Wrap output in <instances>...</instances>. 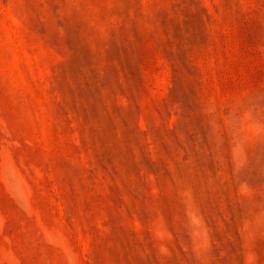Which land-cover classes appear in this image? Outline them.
<instances>
[{
  "label": "rangeland",
  "instance_id": "374dc122",
  "mask_svg": "<svg viewBox=\"0 0 264 264\" xmlns=\"http://www.w3.org/2000/svg\"><path fill=\"white\" fill-rule=\"evenodd\" d=\"M0 264H264V0H0Z\"/></svg>",
  "mask_w": 264,
  "mask_h": 264
}]
</instances>
